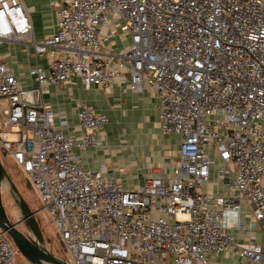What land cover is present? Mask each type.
<instances>
[{"label":"built area","instance_id":"built-area-1","mask_svg":"<svg viewBox=\"0 0 264 264\" xmlns=\"http://www.w3.org/2000/svg\"><path fill=\"white\" fill-rule=\"evenodd\" d=\"M50 7L55 32L35 40L25 0H0V43L47 59L46 69H29L35 85L25 88L0 57V150L28 175L56 226L62 262L217 264L216 256L232 255L264 264V243L253 237L264 222V0H52ZM72 77L85 90L110 91L116 79L134 93L152 90L162 135L179 136L171 172L154 169L128 189L105 167L84 169L73 150L100 147L108 118L82 103L73 138L44 104L49 87L63 89ZM209 149L220 160L215 182L223 193L203 190ZM241 202L252 209L247 228ZM234 232L246 241L237 243ZM13 246L0 231V264H15Z\"/></svg>","mask_w":264,"mask_h":264},{"label":"crops","instance_id":"crops-1","mask_svg":"<svg viewBox=\"0 0 264 264\" xmlns=\"http://www.w3.org/2000/svg\"><path fill=\"white\" fill-rule=\"evenodd\" d=\"M52 0H25L26 8L38 10V4L46 2L48 11H44L42 21H36L29 13L35 40L51 36L55 32L57 22L54 10L50 7ZM47 24L45 29L43 24ZM0 57L5 59L12 73L19 78L25 88L35 85V80L28 76L30 68L36 64L46 69L47 59L35 57L30 47L18 43H0ZM82 103L90 106L95 112L108 118V124L100 133L102 145L85 150L74 149L84 167L89 171H97L105 167L114 173L119 183L128 189L141 185L144 177L155 175L154 169L169 174L176 164L179 148L178 135H162L158 122V100L149 88L141 93L132 92L122 79H116L110 91L98 87L85 90L79 79L72 77L63 89L49 87L44 96V104L56 115V125L65 121L62 128L64 134L77 138L81 134L77 113ZM212 168L211 181L204 186L205 192L223 193L224 184L216 183V167L220 160L217 153L209 149ZM153 173V174H152ZM264 183V181H263ZM241 218L245 227H249L251 207L241 202ZM253 208V207H252ZM253 231L256 242L264 243V222ZM237 243H243L247 237L243 232H234ZM217 264H240V261L228 255L215 257Z\"/></svg>","mask_w":264,"mask_h":264},{"label":"rangeland","instance_id":"rangeland-1","mask_svg":"<svg viewBox=\"0 0 264 264\" xmlns=\"http://www.w3.org/2000/svg\"><path fill=\"white\" fill-rule=\"evenodd\" d=\"M28 10V9H27ZM31 12L36 21H42L44 11H48L46 2L38 4V10ZM45 29L48 25L43 24ZM119 29V28H117ZM124 45H127L124 42ZM6 107V102L0 99V110ZM10 139H14V135H10ZM5 176L1 183V199L6 216L11 224L30 241L40 246L45 253L62 261L67 258L64 247L60 242L56 226L51 218L42 210V203L37 192L33 189L28 175L22 170L11 158L0 157ZM15 264H28L21 257L16 248Z\"/></svg>","mask_w":264,"mask_h":264},{"label":"water","instance_id":"water-1","mask_svg":"<svg viewBox=\"0 0 264 264\" xmlns=\"http://www.w3.org/2000/svg\"><path fill=\"white\" fill-rule=\"evenodd\" d=\"M4 176L5 172L0 161V231L9 237L18 253L28 264H65L48 253H45L38 244L30 241L19 232L16 225L9 222L1 199V183Z\"/></svg>","mask_w":264,"mask_h":264},{"label":"trees","instance_id":"trees-1","mask_svg":"<svg viewBox=\"0 0 264 264\" xmlns=\"http://www.w3.org/2000/svg\"><path fill=\"white\" fill-rule=\"evenodd\" d=\"M0 157L8 158L6 153L0 150Z\"/></svg>","mask_w":264,"mask_h":264}]
</instances>
